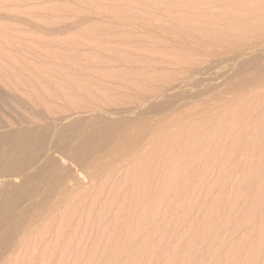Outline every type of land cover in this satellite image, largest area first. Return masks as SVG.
<instances>
[{
	"label": "rangeland",
	"instance_id": "374dc122",
	"mask_svg": "<svg viewBox=\"0 0 264 264\" xmlns=\"http://www.w3.org/2000/svg\"><path fill=\"white\" fill-rule=\"evenodd\" d=\"M257 2L261 3L260 6ZM263 2L264 0H0V168L13 148L17 151L20 149V152L13 150L16 154L10 155L18 153V157H15L18 158L16 162L20 164L17 170L12 171L14 174L12 172L2 174L0 169V208L8 194L19 198L17 202L19 206H13L11 216L12 214L22 216V212L25 213V210L28 211L29 207L32 208L37 203L35 207L49 206L51 201H48L47 196L52 192L59 197L58 201L61 200L54 208L49 209L47 206L42 209L44 215L35 218L29 228L24 222H20L15 225V230L9 222L11 217L9 219L0 217V232L2 231L0 264H182L179 257L181 255L189 264H201L202 260H205V263L208 261L206 264H264L262 234L264 232L256 233L257 230L260 231L257 224L261 225L264 220V208L263 212L261 211L262 216L260 215L256 219L257 223L252 226L255 228L253 229L251 225L242 227L241 224L242 230L238 229L237 221L230 223V226L224 221L221 222L222 219L215 212L218 201L227 199L237 187L249 188L250 183L243 179L242 167L250 166V163H247L252 158L247 161L244 153L237 154L236 161L239 166L236 169L225 167L228 165L223 161L221 162L224 167L222 163H219L220 165L211 163L214 152L225 154L232 149V139H223L224 136L220 139L223 134L218 133L229 134L228 129L234 124L232 123L234 120L230 119L237 116H231L236 114L233 113L234 107L237 111V107L245 108L246 104H258L261 97L264 99V84H261L264 83ZM257 8L263 13L255 12L254 9L258 10ZM178 22L191 28L188 29V32L192 31L191 34L179 36L174 31L178 35L174 36L173 30H177V26L180 27L181 24ZM167 25L169 26L165 28ZM172 26L176 28L172 29ZM210 26L216 31L226 32L224 34L223 31L220 32L221 35H217L220 34L218 31L212 33L210 40L214 38V41L211 42L209 38L205 37L207 40L203 38L204 34L201 32ZM199 32L203 35H199ZM222 35L226 36L222 38ZM218 36H221V39ZM233 36H236V39ZM255 76H258L257 79ZM243 81L248 83L244 84ZM230 106L232 112L229 110ZM242 107L238 112L244 109ZM180 112L188 118L187 120L182 117L184 120L191 119L194 122L199 120L200 116L203 118L202 112L208 113L204 119H209L214 128L210 125L211 131L207 130L209 134L206 135L210 136L212 132L215 134V141L212 136L210 139L202 138L203 147L211 150L203 148L199 150V152L205 150L204 154L206 151L208 153L202 156L203 152H200L202 157L200 154L197 157L198 161L199 158L202 160L193 163V167L190 165L193 168L191 173L190 168H185V173L192 174L188 179L185 177L183 179L185 173L181 175L182 172H178V176L177 172L175 173L176 170H180L179 166L184 169V156L181 154L180 157H177V154L172 156V152L178 147L183 148L184 144L181 151L186 150L188 142L183 138L182 141L186 143L182 144L183 142L179 141L181 137H185V131L190 124H193L191 120L183 123V119L180 123L181 117H177ZM228 112L233 114L230 115ZM200 113L202 114L199 116ZM193 114L195 116L192 117ZM228 114L231 118H227ZM171 115L177 118L173 119ZM247 116L242 126L248 135L256 138L262 136L263 131L258 130L255 115L248 113ZM163 118L165 120H162ZM169 118L174 121L172 119L170 121ZM120 121H124L126 125ZM165 121L168 125L164 126ZM149 122L154 124L150 125ZM177 122L181 126L177 125ZM120 124L123 125L122 130L124 126L129 127L127 132L123 130L124 137L120 128L118 131H121L122 135L115 131L117 127H121ZM109 126L121 138H118V134L114 136L115 133L113 136L106 135L110 136L109 138L103 137L102 134L107 129L109 131ZM80 129H86L84 132L87 135L91 134L90 137L95 138L94 135H98L99 132L103 137L101 138L103 141L99 140L100 138L94 139V143L97 141L94 146L95 156L93 147V150L91 148V151H88L89 148L87 150L91 152L92 160L89 153L81 152V156L85 154V157H81L76 149L80 145L76 143L79 140L75 139L82 137L80 138L82 142L90 140V137L87 138ZM151 129L157 134L153 135ZM166 130L169 132L171 130L168 132L170 135L165 132L162 136L160 133ZM124 131L126 135L128 133L127 136L132 137L124 140L126 138ZM158 134L162 140L163 137L167 139L169 135L168 139L171 140H167L168 143L179 142L181 146L176 143L175 146L177 144L179 146L172 149L171 146L174 145L168 144V149L167 142L163 144L165 140L162 142L159 137V141L156 139L155 136ZM178 136H181L180 140ZM86 138L87 141L84 140ZM131 138H134L135 142ZM119 139L124 140L120 145L117 142ZM149 139L152 141L155 139L154 146L157 140V144L159 142V145L162 143L167 147L164 149L162 145L164 153L160 151L162 149H158L159 145L158 148L153 147L156 154L160 152V155H157L159 160L156 158L158 163L155 160L158 166L154 163L157 167L152 165L154 168L151 170L152 168L148 166L150 164L146 163L145 167L150 170L145 168L144 174L138 163L143 160L150 162L148 157L153 153H150L153 148L148 145L151 142ZM206 139L208 142L214 141L212 148L211 145L209 147L212 141L208 144ZM14 140L18 141L19 147L14 144L16 143ZM81 140L78 143H82ZM136 140H140L141 143H137ZM22 141L28 144L27 151L24 150L23 153L21 151L25 144L23 145ZM98 141L101 142V146H97ZM147 142L149 143L146 144ZM205 142L208 145L205 146ZM74 143L76 144L73 145ZM122 143L124 147L126 144L127 152L128 149L129 152L133 149L129 146L134 145L133 151L137 157L136 155L129 157L136 159L132 161L127 157L129 163L125 161L129 153H126L125 148L121 149ZM144 144L150 149L146 150ZM96 146L104 148L103 150L107 149L106 154ZM111 147H116L113 151L116 149L115 151L120 154L123 151L124 156L118 153L117 155L112 150L109 152L112 155H108L107 152L110 150L108 148ZM165 150H170L172 155L169 151L167 155L171 156V159L177 157L175 162L172 161L173 164L167 158ZM99 154L105 157L101 160L105 163V165L102 163L103 168L102 165L99 166L100 163H97L98 165L95 163L96 159H101L102 155ZM117 156L122 157L123 162L116 160ZM139 156H143L144 159L138 158ZM93 157L96 158L95 161ZM165 157L171 166L167 167ZM161 160L166 170L163 165L161 166ZM253 160L255 159L251 161ZM203 161L211 164L207 166L206 162L205 166ZM25 162L26 164L22 165ZM51 163L56 164L55 170L50 169ZM173 165L175 166L172 173L169 169ZM98 166L100 170L97 169ZM245 169L255 172L256 177L262 173V170L252 169V166H246ZM138 173L137 181L134 176ZM175 175L177 179L180 178V183H183L178 186L179 180L176 179V182L173 179L178 183L174 185L178 188L173 187V191L178 189V192L176 190L173 192L172 186L166 187V182L172 180ZM186 177L190 176L187 174ZM129 178L132 182L137 181L136 184L132 186ZM148 183L157 184L165 191L168 188L173 193L169 191V194H162L165 201L162 202L161 197L159 202L162 204L159 205L157 202V206L158 210L161 208L164 210H161L160 215L158 211V216H153L155 221L153 217L147 220V224L151 220L154 222H150L148 226L145 224L147 226L145 229L144 224L138 223L136 216L139 211L147 209L148 203H144L142 192ZM181 190L184 192V201L180 198L182 193L175 194ZM196 192L200 194L202 202L200 205L191 204L190 196ZM55 195L53 198H56ZM176 195L180 196L181 204ZM35 199L39 200L36 202ZM149 199H152V195ZM172 199L174 203L171 202ZM243 201L241 200L242 204L239 202L241 206L246 203L244 198ZM163 203L164 206L168 203L167 214H165L167 206L166 209L162 207ZM238 206L240 208V205ZM198 227H206L205 236ZM198 235L201 237L197 238ZM145 238L151 239L153 245L147 254L145 252L142 254L140 249L145 248V245H141V240ZM201 238L200 244L198 239ZM165 244L166 246L168 244L167 247L171 245L173 253L176 249V254L179 252L181 254L168 260ZM120 247H124L122 250L126 248V251L123 250L120 255H116L115 252ZM217 250H220L218 255L215 253ZM240 254L245 259L240 260ZM117 256L123 258L117 259ZM116 259L121 261L118 262Z\"/></svg>",
	"mask_w": 264,
	"mask_h": 264
},
{
	"label": "bare ground",
	"instance_id": "6f19581e",
	"mask_svg": "<svg viewBox=\"0 0 264 264\" xmlns=\"http://www.w3.org/2000/svg\"><path fill=\"white\" fill-rule=\"evenodd\" d=\"M261 1V0H260ZM257 3H259V6H260V2H257ZM263 5H264V2L262 3ZM263 5H262V7H263ZM255 7V6H254ZM256 8V7H255ZM258 9V8H257ZM255 10V12H258L259 11V9L258 10H256V9H254ZM264 9H262V11H263ZM261 10L259 11V12H261V13H263ZM258 12V13H259ZM261 15V14H260ZM262 16H264L263 14H262ZM175 21V20H174ZM176 23V21L174 22V24ZM179 23V22H178ZM177 23V24H178ZM181 23V22H180ZM179 23V24H180ZM172 25V24H171ZM182 25V26H181ZM187 25H189V24H187ZM169 25H167V26H165V28H167ZM177 26V25H176ZM186 25L184 24V26H183V24L181 23L180 24V27L179 26H177V30H173V32L174 31H176L177 32V34L179 35V36H185V35H187L188 33L189 34H191L190 32H192V31H190V32H188V29H190L191 30V28H187V26L185 27ZM171 27V26H170ZM175 26H172V29L174 28ZM188 27H190V26H188ZM250 27H251V25H250ZM261 27V26H260ZM176 28V27H175ZM212 27L210 26V27H207L206 29H204V30H201V32L204 34V36H202L203 34L202 33H200L199 32V35L201 34V36L203 37V38H209V40H210V36L211 35H213L212 33H217V31L216 30H214V29H211ZM214 28V27H213ZM221 29V28H220ZM264 29V28H263ZM168 30V32H169V29H167ZM246 30V29H245ZM214 31V32H213ZM223 30H220V31H218L219 33L220 32H222ZM257 31V30H256ZM167 32V31H166ZM226 32V31H225ZM224 31L222 32V34H224L225 33ZM243 33H245L246 34V32L244 31ZM257 33V32H256ZM177 34H175V32H174V36L175 35H177ZM188 34V35H189ZM248 34V33H247ZM177 35V36H178ZM217 35H221V33L220 34H217ZM216 35V36H217ZM244 35V34H243ZM200 36V37H201ZM223 36V35H222ZM224 36H226V35H224ZM224 36L222 37V38H224ZM236 36H239V35H236ZM236 36H233L234 38L236 37ZM249 36V35H248ZM218 37H220V39H221V36H218ZM205 38V39H206ZM216 38V37H215ZM227 38V37H226ZM230 38H231V36H230ZM238 38H240V36L238 37ZM178 39V38H177ZM182 39V38H181ZM184 40H185V38H183ZM182 39V40H183ZM201 40H203L202 38H200ZM206 39V40H207ZM217 39H219V38H217ZM216 39V40H217ZM236 39V38H235ZM205 40V41H206ZM224 40V39H223ZM232 40H233V38H232ZM239 40V39H238ZM211 42L212 41H214V38L213 39H211L210 40ZM225 41V40H224ZM228 41V40H227ZM237 41V40H236ZM208 42V41H207ZM216 42V41H215ZM219 42V41H218ZM218 42H217V44H218ZM220 42H222V41H220ZM233 42H234V40H233ZM238 42H240V41H238ZM201 43H202V41H201ZM235 43V42H234ZM208 44V43H207ZM206 44V45H207ZM220 44H222V43H220ZM224 44V43H223ZM228 44V43H227ZM229 44H231L232 45V43H230L229 42ZM204 45H205V43H204ZM210 45V44H209ZM209 45H207V46H209ZM213 45V44H212ZM211 45V46H212ZM234 45H236V44H234ZM229 46V45H228ZM230 47V46H229ZM232 47V46H231ZM230 47V48H231ZM236 47V46H235ZM255 65V64H254ZM261 65V64H260ZM256 66V65H255ZM263 68H264V66H263ZM262 68V69H263ZM256 69V68H255ZM254 69V70H255ZM261 69V68H260ZM264 70V69H263ZM258 72V71H257ZM260 72V71H259ZM264 72V71H263ZM261 73V72H260ZM262 74V73H261ZM261 74H259L258 73V75L260 76ZM264 76V75H263ZM256 77V76H255ZM258 77V76H257ZM257 77H256V79H257ZM244 79V78H243ZM263 79V78H262ZM241 81V80H240ZM242 82V81H241ZM244 82V84H245V82L246 81H243ZM246 83H248V82H246ZM243 84V83H242ZM261 84L263 85L264 83L263 82H261ZM239 85V84H238ZM241 86V85H240ZM239 86V87H240ZM244 87V86H243ZM236 89H237V87H236ZM238 90V89H237ZM256 91V90H255ZM258 91V90H257ZM241 92V91H240ZM261 96H262V94H261ZM260 96V97H261ZM255 98H256V96H255ZM258 99H259V97H257ZM262 98V97H261ZM259 99L260 101H262V103L260 104L259 102H258V104H260V105H258V104H252V103H250L249 105H245V108H244V106L242 107V106H240V108H238L237 107V111H235L236 109V107H234V110H233V113L234 112H236V114H234V115H231V114H233V113H229L231 116H235V115H237V116H235V118L234 117H232V118H234V119H232L231 118V116L229 115V117H227V118H231L230 119V121H232V120H234V121H232V123L234 122V124H232V126L230 127V126H228V131H229V134L228 133H224V132H219L218 133V131L216 132V133H218V134H223V135H219L220 136V139H222L221 137L222 136H224L223 137V139H227V140H230V139H232L231 140V144H232V149L228 152V153H225V154H222V153H220V152H214L213 154H214V156H213V159H212V164H219V163H222L221 161H223V162H226V164L228 165V166H226L225 165V167H231L232 169H236L238 166H239V163H237V154H239V153H244L243 155L244 156H246V158H247V161H249L251 158L252 159H255V160H253V161H251L250 160V162H248L247 164H249L250 163V166L249 165H245V164H243V165H245L244 167H242V176L244 177L243 179H245L246 181H248L249 183H250V186H249V188H245V189H243V188H240V187H237L233 192H232V194H230L229 196H228V198L227 199H221V200H219L218 201V203H217V205H216V207H215V212H216V215H219L220 216V218L222 219V220H220L221 222L222 221H224L226 224H228V226H230V223H232V222H234V223H236L235 221H237V223H239V226H237L238 227V229L240 228L241 230H242V227H243V225L244 226H248V225H251V227L253 226V224L254 223H257L256 222V219L262 214V208H264V99L262 98V99ZM257 99V100H258ZM257 103V102H256ZM238 105H239V103H238ZM242 105V104H241ZM244 105V104H243ZM256 105H258V106H256ZM227 107V106H226ZM228 107H229V105H228ZM241 107L242 108H244L243 110H241L240 112H238V109L240 110L241 109ZM231 109V110H230ZM229 110H230V112H232V108H231V106H230V108H229ZM177 111V110H176ZM227 111V110H226ZM185 112V111H184ZM200 112V111H199ZM199 112H197V113H199ZM206 112V111H205ZM205 112H202V113H204V116H203V118H201L202 116H200L202 113H200V114H198L199 116H200V118H199V120H197V121H193V120H191V121H193V124H190V126L187 128V130L185 131V132H183V134L185 133V137L183 136V137H181V136H178V139H179V137H181L179 140V142H183L182 144H184V143H186V142H184L185 140L188 142L187 143V148H186V146H185V149L186 150H183V151H181V149H184V145H183V148H182V146L180 145V143L179 142H174V143H171V142H173V141H171L170 143H168L171 139H168V137H169V133L171 132V130H170V132L169 131H162V133H160V132H158V133H160L161 135L163 134V135H165V132H169L168 134V137H167V139L165 138V137H163L164 139L163 140H165L164 141V143L163 144H165V142H167V140H169L166 144H167V146H168V144H173L174 146H171V148L172 147H174V149H176V147H178L179 145L181 146V149H179V147H178V149H176V150H178V151H174V152H172L173 153V155H172V153L170 152V150H167V151H169L170 152V154L172 155V156H174V155H176L177 154V157H180V154L182 155V156H184L183 158L185 159L184 160V166L185 167H183L184 169H182V166H181V168H180V166H179V169L180 170H182V171H180L179 169H178V167H177V169L179 170V171H177L176 169V171H175V173L177 172V176L179 175V173L178 172H182L181 173V175L182 174H184L185 172H186V170H185V168L187 169V168H190V173H191V171L193 170V163L194 164H196V161H198V157L200 156V157H202V156H204V155H206L207 153H208V151H206L205 153L206 154H204V151H200V152H203L202 154H200V152H199V150H202V148L203 149H209V148H207V147H203L204 146V140L202 139V138H209L210 139V136H212L213 138H214V136H215V134H214V132H212V133H210V136L209 135H206V134H209L208 133V131H209V128H210V125H211V121L209 120V119H204L205 117H206V114L207 115H209L208 113H205ZM208 112V111H207ZM256 113V114H254V113ZM174 113V112H173ZM177 112H175L174 114H176ZM181 113V112H180ZM179 113V114H180ZM188 113V112H187ZM194 113V112H193ZM212 113V112H211ZM238 113V114H237ZM248 113H251V115H255V121H256V126H257V128H258V130H262L263 131V134H262V136H260V137H258V138H256V136H249L248 135V133L246 132V130L244 129V127L242 126V123H243V121H244V119L246 120V116L248 115ZM253 113V114H252ZM179 114L177 115V117H181V119H180V123H182V119L183 118H186L187 120H188V118L187 117H184L185 115L187 116V114H186V112L184 113V114H182L181 116H179ZM190 114H191V112H190ZM190 114H189V116H190ZM226 114H227V112H226ZM184 115V116H183ZM198 115H196L197 117H198ZM172 116V115H171ZM188 116V117H189ZM192 117L193 116H195L194 114L193 115H191ZM176 116H174V118H175ZM176 117V118H177ZM183 117V118H182ZM209 117V116H208ZM253 117V116H252ZM166 118V117H165ZM172 118H173V116H172ZM171 118V119H172ZM173 118V119H174ZM178 118V119H179ZM196 118V117H195ZM211 118V117H210ZM247 118H248V116H247ZM170 119V118H169ZM171 119H170V121H171ZM172 119V121H174ZM176 120V121H178L179 122V120ZM203 119V120H202ZM254 119V118H253ZM140 120V122H142L141 121V119H139ZM139 120H137V121H139ZM143 120H144V118H143ZM162 120H165L164 118L162 119ZM161 120V121H162ZM187 120H184L183 119V123L185 122V121H187ZM190 120L189 121H187V122H190ZM166 121H167V118H166ZM165 121V122H166ZM228 121V120H227ZM100 122V121H99ZM121 122V124H123V125H126V124H124L125 122L123 121H120ZM148 122V121H147ZM168 122H169V120H168ZM177 122V123H178ZM245 122V121H244ZM135 123V122H134ZM143 123V122H142ZM150 123V122H149ZM162 123H163V121H162ZM162 123L160 124V125H162ZM167 123V122H166ZM164 124V126L165 125H168V123L167 124ZM172 123V122H171ZM175 123V122H174ZM173 123V124H174ZM228 123H229V121H228ZM102 124H105V123H102ZM107 124V123H106ZM111 124V123H110ZM120 124V125H121ZM141 124V123H140ZM146 124V123H145ZM152 124H154V123H152ZM151 123H150V125H152ZM159 124L157 125V126H159ZM189 124V123H188ZM98 124H96V126H97ZM114 125H116L115 124V122H114ZM123 125H121V127H117V130H115V131H117L119 134H123V130L125 129V131L127 132L128 130V128L127 127H125L124 126V129L122 130V126ZM142 125V124H141ZM140 125V126H141ZM175 125V124H174ZM177 125H179V123L177 124ZM185 125L186 126H188L186 123H185ZM233 125H234V127H233ZM95 126V127H96ZM117 126H118V123H117ZM137 125H136V123H135V125H134V127H136ZM139 126V127H140ZM148 126V125H147ZM170 126H173V125H170ZM179 126H181V125H179ZM183 126V125H182ZM213 126V124L211 125V127ZM98 127V126H97ZM100 127V126H99ZM110 127V126H109ZM108 127V128H109ZM146 127V126H145ZM149 127V126H148ZM152 127V126H151ZM242 127H243V129H242ZM82 128V127H81ZM104 128V127H103ZM102 128V129H103ZM107 128V127H106ZM112 127H110L109 128V131H108V129L106 130L105 128V130H106V132H104V134H102V135H104L103 137H105L106 135H108V134H112V136H113V133H115V131H114V129H113V131H111L112 129H111ZM118 128H120L121 129V131H118ZM143 128H144V126H143ZM150 128V127H149ZM163 128V127H162ZM164 128H166V129H169V127H164ZM212 128H214V127H212ZM232 128V129H231ZM92 129V128H91ZM111 129V130H110ZM119 129V130H120ZM135 129V128H134ZM138 129H140V128H138ZM147 129V128H146ZM157 129H158V127H157ZM161 129V128H160ZM226 129V130H227ZM81 130V129H80ZM83 130V131H82ZM80 132H84V130H86V129H82ZM96 130V129H95ZM98 130H99V128H98ZM104 130V131H105ZM133 130V129H132ZM131 130V131H132ZM136 130V129H135ZM135 130H133V131H135ZM155 130H156V128H155ZM159 130V129H158ZM158 130H156V132L158 131ZM164 130V129H163ZM208 130V131H207ZM78 131V130H77ZM97 131V130H96ZM99 131H101V130H99ZM125 131H124V133H125ZM142 131V130H141ZM151 131H152V129H151ZM151 131H149V132H151ZM160 131V130H159ZM174 131V130H173ZM183 131V130H182ZM211 131V130H210ZM209 131V132H210ZM227 131V132H228ZM77 133V134H81V133ZM95 132V131H94ZM108 132H112V133H108ZM121 132V133H120ZM153 132V131H152ZM151 133V136H153V135H155V134H157V133ZM207 132V133H206ZM75 133V134H76ZM85 134L84 135H87V133L86 132H84ZM103 133V132H102ZM118 133H115L114 134V136H117V134ZM137 133H140V132H137ZM142 133H143V131H142ZM180 133V132H179ZM119 134H118V138H121L120 136H119ZM121 134V135H122ZM148 134V133H147ZM153 134V135H152ZM176 134V133H175ZM182 134V133H181ZM181 134H178V135H181ZM205 134V135H204ZM212 134V135H211ZM218 134H216V135H218ZM225 134V135H224ZM90 135L91 134H89V135H87V138H89L90 137ZM101 134H100V132L98 133V135H94V137L95 138H100L99 140H102L101 138H103V137H101L102 136ZM125 135H126V133H125ZM127 135H128V133H127ZM125 136L126 138H124V140H126L127 139V137H130V136ZM134 135V134H133ZM137 135H140V134H137ZM150 135V134H149ZM148 135V136H149ZM160 135V136H161ZM162 135V136H163ZM227 135V136H226ZM82 136H83V134H82ZM89 136V137H88ZM93 136V135H92ZM97 136H100V137H97ZM111 136V137H112ZM147 136V135H146ZM151 136H149V137H151ZM159 136V134L158 135H156L155 137H157L156 139L158 140V137L160 138L159 140H161L162 142H163V140L161 139V137ZM166 136H167V134H166ZM207 136H209V137H207ZM219 136H217V137H219ZM226 136V137H225ZM78 137V135L77 136H75V138H77ZM83 137H85V136H83ZM106 137H110V136H106ZM123 137H124V134H123ZM132 137V136H131ZM211 137V138H212ZM216 137V139H218ZM17 138H19V136L17 137ZM73 138V137H72ZM81 139H82V137H80ZM75 139V140H81V139ZM87 138L86 139H84L85 141H87ZM91 138L93 139V140H91ZM95 138H93V137H90L89 139L90 140H88L87 142H82V140H81V142L82 143H78V142H76L77 143V145H80L79 146V148L78 147H76V149H78L77 151L78 152H80V153H78L79 154V156H81V152H83V153H85V152H87V150H88V148H89V150L88 151H91V150H93L92 149V147L94 148V146L97 144L96 142L97 141H95V143H94V139ZM107 138V139H108ZM142 138V137H141ZM144 138V137H143ZM153 138H154V136H153ZM182 138H183V140L184 141H182ZM20 139V138H19ZM105 139L106 141H108V140H110V139ZM111 139H113V138H111ZM135 139H137L136 137H135ZM139 139V138H138ZM151 139V138H150ZM149 139V141H151L150 143L153 145H151L149 142H147L146 144H148L149 145V147L151 146L152 148L153 147H157L158 148V145H159V142H158V144H157V140L155 141L156 142V144H155V146H154V140L152 141V140H150ZM207 139H206V141H207ZM22 140V139H21ZM20 140V141H21ZM73 140V139H72ZM83 140V141H84ZM96 140V139H95ZM104 140V141H105ZM123 139H119V141L117 140V142H119L118 144L120 145V142H124V140L122 141ZM131 140L133 141L134 140V138L132 139L131 138ZM158 140V141H159ZM203 140V141H202ZM15 141V140H14ZM74 141V140H73ZM103 141V140H102ZM111 141H113V140H111ZM128 141H130V140H128ZM137 141V143L140 141V140H136ZM147 141H148V139H147ZM210 141H212V144H209V142ZM214 141H215V138H214ZM214 141L213 140H209V142H208V144H209V147H210V145H211V147L210 148H212V145L214 144ZM16 142V141H15ZM24 141H22L21 143H23ZM131 142V141H130ZM129 142V144H131ZM134 142H135V140H134ZM203 142V143H202ZM14 143V142H13ZM18 143V141L16 142V143H14V144H17ZM21 143H19V144H21ZM25 143H27V142H25ZM25 143H23V145L25 144ZM76 143H74L73 145H75ZM98 143L100 144H98L97 146H101L102 144H101V142H99L98 141ZM104 144H106L105 142H103ZM108 143V142H107ZM109 143H111V142H109ZM128 143V142H127ZM139 143H141V142H139ZM176 143H178L176 146H175V144ZM211 143V142H210ZM71 144H72V142H71ZM114 144V143H113ZM128 144V145H129ZM133 144V143H132ZM146 144H144V146L146 145ZM162 143L159 145L160 147L158 148L159 150L160 149H162L161 147H162V145H163ZM208 144H206V142H205V146L206 145H208ZM13 145V144H12ZM26 145H28V144H25V147H26ZM111 145H112V143H111ZM135 145H137V144H135ZM10 146H11V144H10ZM17 146H18V144H17ZM96 146V148L97 149H99L100 151L101 150H103L104 148H101V147H97ZM104 146V145H103ZM115 146H117L116 145V142H115ZM164 146V145H163ZM166 145L164 146V149H166V147H167ZM19 147V146H18ZM22 147V145L20 146V148ZM24 147V149H22V153L24 152V150H26L27 149V147L25 148ZM113 147V146H112ZM111 147V148H112ZM121 147V146H120ZM122 147L123 148H121L122 150H124V148H125V151L127 150V147H126V144H125V147L123 146V143H122ZM145 147H147V146H145ZM144 147V148H145ZM149 147H147V148H145L146 150L149 148ZM150 147V148H151ZM199 147H201V149L199 148ZM90 148H91V150H90ZM101 148V149H100ZM108 148V149H110L107 153H108V155H112V153H109L111 150H112V152L114 153L115 152V154H117L118 152L117 151H113V149L114 148H116V147H114V148ZM129 148H133V149H135L134 148V145H133V147H130L129 146ZM137 148H138V146H137ZM136 148V149H137ZM149 148V149H150ZM151 148V149H152ZM168 149H169V146L167 147ZM16 149V148H15ZM14 148H13V150L15 151V152H18L17 150H15ZM133 149L131 150V151H133ZM139 149V148H138ZM154 150H155V148H153ZM151 150V152L150 153H152V154H149V155H151L150 157H148L149 159V161L150 162H146V160H143V161H145V163H143V161H141V162H139V160H138V158H140L141 156H139L138 158H137V160H138V164H140V168H142L143 169V173L144 174H146V169H147V167H145V166H147V164L146 163H148V164H150V165H148V166H155V164L154 163H156V161H157V163H158V156L160 155V152L158 153V154H156V150H155V152H154V150ZM164 149H162V150H160V151H163ZM173 149V148H172ZM171 149V150H172ZM13 150H11L12 152H9L10 154L9 155H7V158L6 159H4L5 161V163L3 164V166H1L2 168H0L1 169V173L2 174H4L5 173V175H7L8 174V172H12V171H14V169L15 170H17L16 168H18L19 167V164L20 163H18V162H16V160L18 159V158H16L15 156H17L18 157V153H17V155H12V156H10L11 155V153L12 154H16L15 152L13 153ZM94 150H95V148H94ZM93 150V153L94 152H96V150L94 151ZM99 150H97V151H99ZM105 150H107V149H105ZM105 150H103V154H106L105 153ZM209 150H211V149H209ZM27 151V150H26ZM76 151V150H75ZM77 151H76V154H77ZM85 151V152H84ZM125 151H124V153H125ZM131 151L129 152V149H128V152L126 151V153H131ZM166 150H165V152H166V155L168 154V152H167ZM181 151V152H180ZM20 152V151H19ZM74 152V151H73ZM72 152V153H73ZM120 152V151H119ZM1 153V152H0ZM87 153H89V152H87ZM98 153V152H97ZM125 153V154H126ZM138 153V152H137ZM155 153V154H154ZM162 153V152H161ZM163 153H164V151H163ZM78 154H77V156H78ZM90 154V157H91V152L89 153ZM120 156L122 155V156H124V154H123V151H122V154H120V153H118ZM117 154V155H118ZM128 154V156H126V158H125V161H127L126 159H127V157H128V160L130 159V157L129 156H131V155H136V157H137V154H134V151H133V153L132 154H130L129 155ZM179 154V155H178ZM200 154V155H199ZM19 155H20V153H19ZM23 154H21V156H22ZM85 155V154H84ZM84 155H82L83 157H85ZM87 155V154H86ZM93 155V154H92ZM102 155V154H101ZM100 154H99V156H101ZM158 155V156H157ZM199 155V156H198ZM202 155V156H201ZM8 156H10V157H8ZM74 156H76V155H74ZM74 156H73V158H74ZM81 156V157H82ZM88 156V155H87ZM93 156H95V153H94V155ZM96 156H98V155H96ZM157 156V157H156ZM181 156V157H182ZM198 156V157H197ZM81 157H79V159L81 158ZM89 157V156H88ZM108 157V156H107ZM116 157V156H115ZM114 157V158H115ZM136 157L135 158H132V159H130V160H132L133 161V159H136ZM176 157V158H177ZM196 157H197V159H196ZM254 157V158H253ZM16 158V159H15ZM94 158V160L93 161H95V157H93ZM98 158H100V157H98ZM102 158H104L105 159V157H104V155H102L101 156V159L99 160V159H96L97 160V162H95L96 164L97 163H100L99 164V166L100 165H102V167L101 168H103V164L102 163H104V161L103 162H101V160H102ZM110 158H111V156H110ZM122 158V157H121ZM121 158L119 157L118 158V156H117V159L116 160H121ZM142 159H144L143 158V156L141 157ZM140 158V159H141ZM158 160H157V159ZM166 158V157H165ZM167 158L169 159V160H171V163L173 164V162L172 161H174L175 162V160H176V158H174L173 159V157H172V159H171V156L169 157V155H167ZM164 159V162L166 161V165H167V167L170 165L171 166V164H170V162H169V160L168 159ZM82 159H84V158H82ZM87 159V158H86ZM103 159V160H104ZM123 159V158H122ZM182 159V158H181ZM196 159V160H195ZM200 160H202L201 158H199ZM203 159H204V157H203ZM88 160H89V158H88ZM90 160H92V157H91V159ZM107 160V159H106ZM156 160V161H155ZM199 160V161H200ZM23 161V160H22ZM111 161V160H110ZM122 161V160H121ZM124 161V162H125ZM134 161V162H135ZM199 161H198V163H199ZM21 162V161H20ZM24 162V161H23ZM123 162V161H122ZM128 162V161H127ZM131 162V161H130ZM136 162L134 163V166H135V164H136ZM161 162H162V160L160 161V164H161ZM169 162V163H168ZM201 162V161H200ZM207 162V161H206ZM206 162H204L203 161V164L204 163H206ZM254 162V163H253ZM90 163H92V161L90 162ZM129 163V162H128ZM156 163V164H157ZM197 163V164H198ZM211 163H208L207 162V166H209ZM253 165H252V164ZM23 164H26V162L25 163H22V165ZM52 165H51V167H50V169L51 170H55V168H56V164L55 165H53V163H51ZM133 164V163H132ZM145 164V165H144ZM160 164H159V166H160ZM164 163H162L161 164V166L163 165H165ZM225 164V163H224ZM21 165V166H22ZM93 165L94 166H97V165H95L94 163H93ZM104 165H105V163H104ZM192 167H191V166ZM205 165V164H204ZM205 165V166H206ZM220 165V164H219ZM20 166V167H21ZM98 166V168L97 169H99L100 170V167ZM106 166H107V164H106ZM157 166H158V164H157ZM157 166H155V167H157ZM175 165H173L172 166V170L171 169H169V171H172V173H173V167H174ZM190 166V167H189ZM222 166L224 167V165H223V163H222ZM246 166L247 167H251L252 166V169H258V170H262V173H260L259 174V176L258 177H256L255 176V172H252V171H247L245 168H246ZM25 167H26V165H25ZM24 167V168H25ZM21 168H23V167H21ZM21 168H19V169H21ZM105 168V167H104ZM146 168V169H145ZM152 168V167H151ZM154 168V167H153ZM153 168L151 169V170H153ZM162 168V167H161ZM164 168V170H166V167L164 166L163 167ZM162 168V169H163ZM170 168V167H169ZM192 169V170H191ZM227 169V168H226ZM24 170V169H23ZM49 170V169H48ZM105 170V169H104ZM147 170H150V168L149 169H147ZM183 170H184V172H183ZM22 171V170H21ZM101 171H103V170H101ZM167 171H168V168H167ZM6 172H7V174H6ZM16 172V171H15ZM13 173V172H12ZM16 173H18V172H16ZM15 173V174H16ZM19 173H20V171H19ZM43 173H44V171H43ZM57 173V172H56ZM97 173V172H96ZM190 173H185L186 175H183V179H184V177L185 178H191V175H190ZM14 174V173H13ZM53 174V173H52ZM51 174V175H52ZM187 174L190 176V177H186L187 176ZM4 175V176H5ZM12 175V174H11ZM18 175V174H17ZM41 175V174H40ZM181 175L179 176V177H181ZM3 175H1V177H2ZM3 176V177H4ZM15 176V175H14ZM45 176V175H44ZM43 176V177H44ZM48 177H49V175H47ZM55 176V175H54ZM58 176V175H57ZM10 177V176H9ZM12 177V176H11ZM46 177V176H45ZM134 177H136V180L138 179V177H139V173L137 174V176H134ZM171 177V176H170ZM174 178H172V180L173 179H175V181L177 182V180H179L178 182H179V185L178 186H180V178L179 179H177V177H176V175L175 176H173ZM176 177V178H175ZM14 178V177H13ZM16 178V177H15ZM40 178V177H39ZM63 178V177H62ZM4 179V178H3ZM56 179H58L57 177H56ZM55 179V180H56ZM131 179H132V177H131ZM177 179V180H176ZM181 179H182V177H181ZM182 179V180H183ZM129 180H130V178H129ZM128 180V181H129ZM135 180V179H134ZM171 179L170 180H168L166 183H167V185H166V187L167 186H172L171 188H172V191H173V187L174 188H178V187H175L176 186V184H178V183H176L174 180L172 181ZM60 181H62V180H60ZM131 182H129L130 184L131 183H133L132 184V186L134 185V183L135 182H137V181H134V182H132V180H130ZM184 181V180H183ZM173 182H175V184H172ZM55 183H57V182H55ZM128 182H127V184H129ZM48 184H50V183H48ZM136 184V183H135ZM172 184V185H171ZM183 184V183H182ZM181 184V185H182ZM175 185V186H174ZM158 185L156 184V185H154L153 183H148V184H146V186H145V188H144V190H143V192H142V197L144 198V203L145 202H147L146 204H147V209H145L144 208V210H141V212L139 211L138 212V215L136 216V220L138 221V223H142V224H146L147 226L148 225H150L151 223L150 222H152V220L151 221H149V223L147 224V220H150L153 216H158V214L160 215L161 214V210L163 211L164 209L163 208H161V210H158L159 209V207L157 206L159 203H161L162 204V202H164L165 201V199L162 197V194L163 193H165V194H169L171 191L168 189V192H166L167 191V189H166V191L164 190V189H162V188H159V186L157 187ZM165 187V188H166ZM183 188H184V186H182ZM170 188V189H171ZM180 188V187H179ZM182 188V189H183ZM181 189V188H180ZM185 189V188H184ZM184 189H183V191H184ZM10 190H12V188L10 189ZM17 190V189H16ZM26 191L28 190V188L27 189H25ZM31 190V189H30ZM39 190V189H38ZM41 190V189H40ZM45 190V189H44ZM48 190V189H47ZM176 190V189H175ZM174 190V191H175ZM178 190V189H177ZM176 190V192H178ZM33 191H34V189H33ZM32 191V192H33ZM163 191H165V192H163ZM170 191V192H169ZM173 191V192H174ZM19 192H20V190H19ZM32 192H31V194H32ZM40 192V191H39ZM48 192V191H47ZM173 192H171V193H173ZM175 192V194H178V195H181L180 193H182V190L179 192V193H176ZM7 193V192H6ZM26 193V192H25ZM53 193V192H52ZM51 193V194H52ZM184 193V192H183ZM182 193V194H183ZM41 194V193H40ZM49 194V193H48ZM47 194V195H48ZM49 194L48 196H47V198H48V201L50 202L51 201V203H50V205L48 206V205H45V207H47L48 206V208L49 209H51V208H54V207H56L59 203H60V201H58L57 200V198H59V197H57L56 195H55V193L54 194ZM34 195H36V194H34ZM53 195H55L56 196V198L54 197L53 198ZM151 195H152V199H149V197H151ZM178 195H176V197L178 196ZM33 196V195H32ZM184 196V194L183 195H181V197L180 198H182V200H183V198H185V196ZM44 197H46V196H44ZM161 197H162V202H159V201H161ZM176 197H175V200H176ZM179 197H177V199L179 200L180 198ZM246 197V198H245ZM34 198H36V197H34ZM42 198H43V196H42ZM61 198V197H60ZM243 198L245 199V201H246V203H244L243 205H244V207H243V205L241 206V204H242V202H241V200L243 201ZM3 199V198H2ZM15 199H18L17 201L15 200ZM46 199V198H45ZM190 199H191V204L192 205H195V204H197V205H200L202 202H201V198H200V194H197V192H196V194H194L193 193V195H191L190 196ZM36 200V202H37V200H39V199H35ZM174 199H172V201L171 202H173L174 203V201H173ZM182 200H179L180 201V203L179 204H181V202H182ZM16 201V202H15ZM19 201V198L18 197H15L14 195H7L6 196V199L4 198V203L3 204H1V208H0V217H2V218H6V217H8V219H9V222H10V225L12 226V228H13V226H14V228H15V225L18 223V224H20V222H24V224L26 225V227L27 228H29L31 225H32V221L35 219V218H37V217H39V216H42V215H44L43 213H42V209H44L43 208V206H40V207H35L36 205H38V203L36 204V205H34V207H32V208H30L29 206V208H28V211L27 210H25L24 212L25 213H23L22 212V216H19V215H15V214H12V216L13 215H15V216H11V213L13 212V206L14 205H17V206H19L18 204H17V202ZM21 201H23V200H21ZM43 201H44V198H43ZM45 201H47V200H45ZM177 201V200H176ZM184 201V200H183ZM262 201H263V203H262ZM33 202H34V200H33ZM39 202V201H38ZM157 202H158V204H157ZM241 204H240V203ZM244 202V201H243ZM16 203V204H15ZM35 203V202H34ZM166 203V202H165ZM176 203H178V202H176ZM45 204V203H44ZM160 205V204H159ZM238 205H240V208H238L239 206ZM167 206V209L165 208ZM171 206V205H170ZM263 206V207H262ZM16 207V206H15ZM162 207H164L165 209H166V213H165V211L163 212V213H165V214H167V213H169V210H168V203H167V205L165 204V206H164V203H163V206ZM242 207H243V209H242ZM49 209H47V210H49ZM240 209H242V210H240ZM16 210H17V208H16ZM168 210V211H167ZM158 211H160L159 213H158ZM239 211H242V212H239ZM262 211V212H261ZM21 212V211H20ZM44 212V211H43ZM46 213V212H45ZM158 213V214H157ZM242 215H241V214ZM264 215V214H263ZM262 216V215H261ZM264 217V216H263ZM152 219H154V221L156 220L155 219V217H153ZM239 219V220H238ZM261 219V218H260ZM6 220V219H5ZM153 221V222H154ZM261 221H262V219H261ZM2 222H3V220H2ZM152 222V223H153ZM8 223V222H7ZM137 223V224H138ZM224 223V224H225ZM233 223V224H234ZM260 223V222H259ZM3 224V223H2ZM4 224H6V223H4ZM166 224V223H165ZM164 224V225H165ZM242 224V227H240V225ZM6 225H8V224H6ZM5 225V226H6ZM139 225V224H138ZM144 226V228L145 227H147V226ZM235 225H237V224H235ZM255 225V224H254ZM258 226H260V231L259 230H257V232L256 233H258V232H264V220L262 221V223H261V225L260 224H257ZM3 227H4V225H3ZM6 227H8V226H6ZM139 227V229L141 230V228H140V226H138ZM142 227V230H143V225L141 226ZM226 227V226H225ZM250 227V226H249ZM248 227V228H249ZM228 228V227H227ZM227 228L225 229V228H223V230H227ZM235 228H236V226H235ZM253 228V227H252ZM255 228V227H254ZM253 228V229H254ZM139 229H138V231H139ZM146 229V228H145ZM200 229V231L204 234H206V227H198V230ZM239 229V230H240ZM258 229V228H257ZM9 230V229H8ZM12 230V229H11ZM14 230V229H13ZM15 230H16V228H15ZM26 230H28V229H26ZM137 230V229H136ZM141 230V231H142ZM235 230H237V229H235ZM239 230H237V231H239ZM144 231H146V230H144ZM2 232V231H1ZM0 232V233H1ZM225 232V231H224ZM223 233V232H222ZM201 234V233H200ZM203 234H201V235H203ZM205 234H204V236H205ZM218 234H219V232H218ZM218 234H216V236H218ZM263 235H264V233H262ZM220 235V234H219ZM260 235V234H259ZM204 236H202V238L204 237ZM262 236V235H261ZM201 237V236H200ZM199 237V235L197 236V238H200ZM220 238H221V235L219 236ZM202 238L201 239H198V242H199V240H201L202 241ZM223 238V237H222ZM1 240V239H0ZM221 240V239H220ZM200 243V242H199ZM198 243V244H199ZM202 243V242H201ZM200 243V244H201ZM145 245L144 247L145 248H143V247H141V245ZM171 244V243H170ZM197 244V245H198ZM141 245L139 244V246L141 247V249H140V252H142V254L145 252H148L149 251V249H150V247L153 245V243H152V240L151 239H148V238H145V239H142L141 240ZM142 245V246H143ZM220 244H218L217 246L219 247V249H220V246H219ZM165 246H166V244H165ZM167 246H168V244H167ZM166 246V247H167ZM201 246V245H200ZM217 246H215L216 247V249H218L217 248ZM208 247V246H207ZM210 247H212V246H210ZM122 248H124V247H122ZM122 248L120 247V248H118L117 250H116V252H115V254L116 255H120V253L123 251V250H125V249H123L122 250ZM173 248V247H172ZM166 249V254H167V258H168V260H170L171 259V257L172 256H178V255H180L181 253L179 252V254L177 255L176 253H177V250L175 249V253H173L174 251H173V249H171V245H170V247H167V248H165ZM210 249H212V248H210ZM215 249V250H216ZM233 249H235L236 251H237V249L236 248H233ZM241 249V248H240ZM239 249V250H240ZM208 251H209V249H207ZM239 250H238V252H239ZM126 251V250H125ZM218 251V252H217ZM215 253H217L216 255H218V253H219V251L220 250H217ZM209 253V252H208ZM123 254V253H122ZM147 254V253H146ZM182 254H184V252L182 253ZM213 254V253H212ZM124 255V254H123ZM211 255V254H210ZM263 255V254H262ZM240 256H241V258H240ZM118 257H120V256H117V259H118ZM141 257H142V255H141ZM144 257V256H143ZM179 257H181L180 258V260H181V262L180 263H182V264H189L186 260H184V258H183V255H181V256H179ZM213 257H216V256H213ZM263 257V256H262ZM121 258V257H120ZM123 258V257H122ZM121 258V259H122ZM176 258V257H175ZM178 258V257H177ZM116 259V261H121V259L120 260H117ZM203 259H206V258H203ZM216 259V258H215ZM239 259L241 260V259H245V258H242V255L240 254L239 255ZM263 259H264V257H263ZM217 260V259H216ZM115 261V262H116ZM113 262V261H112ZM208 261H206V263H207ZM246 262V261H245ZM249 262V261H248ZM117 263V262H116ZM204 264L205 263V260L203 261H201V264ZM205 263V264H206ZM210 263V262H209ZM111 264V263H110ZM113 264H115V263H113ZM118 264V263H117ZM162 264V263H161Z\"/></svg>",
	"mask_w": 264,
	"mask_h": 264
}]
</instances>
